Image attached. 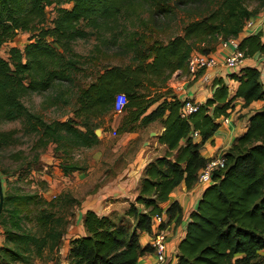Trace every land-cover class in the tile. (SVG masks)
Segmentation results:
<instances>
[{"label": "trees", "instance_id": "trees-1", "mask_svg": "<svg viewBox=\"0 0 264 264\" xmlns=\"http://www.w3.org/2000/svg\"><path fill=\"white\" fill-rule=\"evenodd\" d=\"M249 1L0 0V125L21 121L23 135L35 137L33 149L52 151L66 177L87 169L73 154L101 144L96 130L104 127V118L112 122L119 95L127 104L116 120L117 135L138 133L155 122L164 128L158 142L167 150L144 168L135 201L121 216L85 211L86 235L70 238L68 264H140L146 254L154 253L151 244H142V235L154 233L155 217L163 215V205L178 187L197 186L210 160L201 149L234 111V102L241 99L244 107L264 102L260 65L232 71L230 78L240 83L234 96L229 84L215 80L213 97L187 118L181 114L189 99H179L168 87L176 73H189L193 56L210 58L222 42L238 41L249 31L247 23L264 12V0H258L254 10ZM67 4L71 7H64ZM53 6L49 22L47 9ZM177 8L195 9L200 16L186 24L181 35L165 41L153 30L156 19L175 18ZM142 11L149 13L148 19H142ZM123 15L136 17L149 32H129L120 25ZM20 34H30L25 47H11L8 58L1 56ZM93 37L97 45L92 61L97 70L89 82H83L78 80L83 64L76 44ZM239 49L248 59H263L264 34L242 38ZM49 92H53L47 101L50 106H72L67 121L47 122L26 106L27 96ZM194 132L199 133V142ZM16 133L0 131V149L18 144ZM223 155L226 167L213 174L190 214L176 264H264V106ZM43 199L38 193H4L2 264H32L47 257L54 261L61 255L73 223L67 217L76 218L81 200L71 193ZM166 214L167 223L158 227L161 232L172 222L176 226L184 222L178 202ZM26 221H34L35 228H27Z\"/></svg>", "mask_w": 264, "mask_h": 264}, {"label": "crops", "instance_id": "crops-1", "mask_svg": "<svg viewBox=\"0 0 264 264\" xmlns=\"http://www.w3.org/2000/svg\"><path fill=\"white\" fill-rule=\"evenodd\" d=\"M259 32L264 34V12L258 16L257 20H255V28L249 31L247 30L241 39ZM241 39L238 40L239 44ZM231 51V48L220 47L217 52L212 55L216 59L217 65L208 72L211 78L209 83H203L202 77L197 75L191 76L189 74L182 75L177 73L176 75L178 78L180 77V79L170 80L168 82V87L175 91L179 99H190L200 105H204L208 99L213 97L214 81L223 79L231 88V96H234L240 86V83L230 78L233 70H228L224 66L225 60L230 55ZM249 60H247L246 66L256 67L260 65L259 68L262 73V82L264 83V65H261L262 59L259 58V56H255ZM244 105L245 103L241 99L234 102V111L231 112L230 116L227 118L229 123L225 124L223 122L224 120L221 121L222 126L218 132L202 147L201 153L204 158L211 159L226 153V151L229 150L233 144V141L246 132L250 117L256 111L263 108L264 102H254L248 107H244ZM109 119L110 117H106L108 122L101 130L103 132L104 139L111 138L113 132L116 130V120H112V122H110ZM163 131L164 128L159 123L155 122L142 129L140 133H127L122 135L121 140L113 146L112 151L118 152L127 147L130 142L136 140L140 135L142 137L146 136L141 149L137 152L136 157L126 168L118 171V174L110 177L109 180L107 175H105L102 179V186L97 191H92L87 197L80 199L81 207L77 210L76 218L73 220V223L69 228L67 237L69 239L66 238V240H64L59 264H68L67 256L70 248V238L76 239L86 235L85 229L82 225L83 213L85 211L92 210L99 216H121L129 209L130 204L135 201L139 194L140 182L144 168L155 158L165 155L167 150L166 146L161 145L158 142V137L163 133ZM199 141L200 137L195 138V142ZM49 160L50 161H47V164L45 165L46 173L44 174V178L48 182L53 181V174H55L62 176L63 179L69 180L58 167L59 161L57 160L54 162L53 156H51V159ZM94 165L95 164L90 163L89 167H87L85 171L76 172L72 177L74 178V176L77 175L80 177L83 173H92ZM204 189V187L196 186L192 190H187L186 186L182 184L170 196L169 201L163 205L164 223H167L168 221L166 211L175 202L180 204L184 213V222L182 225L176 226L175 222H172L168 224L166 229L163 231L166 236V241L168 242L167 249L170 252L167 256V263L170 262L171 264H176L177 259L173 260V255L171 254L173 251H177L178 245L184 238L189 216L194 210H196ZM158 227V224L155 225V230L152 235H142L141 241L144 246L151 244L153 237L160 231ZM169 238L171 242L168 241ZM4 242L5 236L0 228V245L2 246ZM153 257L155 260L153 252L146 254L140 263L147 262L150 259H153ZM51 264H55V262L52 261Z\"/></svg>", "mask_w": 264, "mask_h": 264}, {"label": "rangeland", "instance_id": "rangeland-1", "mask_svg": "<svg viewBox=\"0 0 264 264\" xmlns=\"http://www.w3.org/2000/svg\"><path fill=\"white\" fill-rule=\"evenodd\" d=\"M258 0L249 1V6L251 9L257 7ZM66 8H70L71 4L64 5ZM54 6L47 9L48 21L51 22L54 17ZM263 14V13H262ZM198 12L193 9L192 11L186 12L183 9H176L175 18L156 19L158 25L154 27V31L157 29L160 38L167 40L169 37L175 35H181L186 24L194 19L199 18ZM142 19H148V12H141ZM120 25H126L129 32L137 31L140 32L148 31V28L143 22H141L136 17L128 18L123 15ZM150 27V26H149ZM152 34V32H150ZM30 34H20L16 40L6 45L2 51L1 56L8 58V51L11 47L17 46L24 48L28 43ZM97 41L95 38H90L86 41H78L76 44V51L82 61V72L78 76V80H83V82H89L92 75L97 70V66L93 63V54L96 51ZM250 61V60H249ZM264 65V60L262 59ZM229 70V69H228ZM177 74V73H176ZM174 75L171 80H179L177 75ZM53 92L45 93L44 95L32 94L24 98V102L28 109L35 113L41 115L47 122H52L55 120L67 121L72 117V106L69 105H58L50 106L47 101L52 99ZM122 115L115 113L112 117L113 120L121 119ZM106 124L108 120L103 119ZM23 125L21 121H15L10 123H4L0 125V131H16V137H18L19 143L12 145L5 149H0V171L3 173L1 176L4 193L11 194H42L44 201H50L61 193H71L74 197L82 199L87 197L92 191H97L103 183L102 179L107 175L108 180L110 177L118 174V171L126 168L130 162L136 157L137 152L141 149L143 141L146 136H139L136 140L130 142V144L121 149L118 152H113V146L121 140L122 135L114 134L111 138L104 139L103 132L100 135L102 139L101 144L93 149H81L76 151L74 155L75 161L80 164L89 167V164H95L92 173H83L80 177L74 176L67 177L69 180L63 179L62 176L55 175L53 181L48 182L44 178L46 173L45 165L47 161H50L52 156V151H44L41 149H33L34 147V136H24L22 133ZM98 130H102L99 128ZM142 131V130H141ZM140 131V132H141ZM138 132V133H140ZM21 143V144H20ZM38 155V160L37 158ZM52 161V160H51ZM53 163V161H52ZM54 164V163H53ZM52 168V167H51ZM71 223L75 218L70 215L67 217ZM24 225L27 228L34 229V221H26ZM1 228V227H0ZM2 230V228H1ZM3 231V230H2ZM171 242L170 238L168 239ZM168 242L166 241V247ZM1 246V245H0ZM169 250L166 251V256L169 255ZM173 260L177 257V251L172 252ZM47 256V253L46 255ZM55 256V264H59L60 257ZM154 261L150 259L147 262ZM52 261L50 257L45 260L34 259L32 264H51ZM0 264L2 262L0 261Z\"/></svg>", "mask_w": 264, "mask_h": 264}, {"label": "built area", "instance_id": "built-area-1", "mask_svg": "<svg viewBox=\"0 0 264 264\" xmlns=\"http://www.w3.org/2000/svg\"><path fill=\"white\" fill-rule=\"evenodd\" d=\"M255 27V21L251 20L247 23V29H253ZM239 42L237 40H229L222 42L221 46L223 48H231L232 51L230 55L225 60L224 66L229 70L240 71L246 66L247 60H249L245 53L239 49ZM264 60V56H263ZM217 65L216 59L212 56L210 58H205L199 55L193 56L188 62L189 75L195 76L200 71L204 70L205 73L202 77L203 83L207 84L210 81V75L208 72ZM127 104V100L124 95H119L117 98V106L115 112L120 114ZM200 109V104L192 100H187L184 109L182 110V117L187 118L191 114L198 112ZM225 124H228V119H224ZM116 134V132H114ZM199 133L194 132L193 137L198 138ZM227 160L224 155H219L213 157L206 164L205 168L202 170L199 176L197 186L205 187L212 182V176L218 169H224L226 167ZM163 223V215L155 217V224L161 225ZM152 248L154 249L155 260L151 262H143L140 264H166V236L163 232L159 231L152 239Z\"/></svg>", "mask_w": 264, "mask_h": 264}, {"label": "water", "instance_id": "water-1", "mask_svg": "<svg viewBox=\"0 0 264 264\" xmlns=\"http://www.w3.org/2000/svg\"><path fill=\"white\" fill-rule=\"evenodd\" d=\"M101 134H102L101 130H96V135L98 138H100ZM3 209H4V190H3L2 179L0 176V217L2 215Z\"/></svg>", "mask_w": 264, "mask_h": 264}]
</instances>
